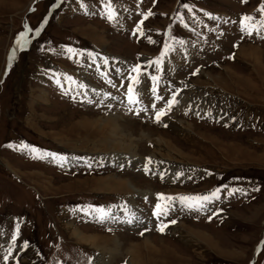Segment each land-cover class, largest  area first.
<instances>
[{
	"label": "rangeland",
	"instance_id": "rangeland-1",
	"mask_svg": "<svg viewBox=\"0 0 264 264\" xmlns=\"http://www.w3.org/2000/svg\"><path fill=\"white\" fill-rule=\"evenodd\" d=\"M101 5L0 0V264L17 225V245L29 243L14 253L18 264H264V27L249 36L240 25L245 15L260 23L264 0H112V22ZM149 9L154 15L143 35L134 36ZM25 26L21 49L16 41ZM176 38L186 43L175 44L163 70L147 68L165 40L172 45ZM138 63L147 71L132 107L124 98ZM149 73L160 78L159 102ZM176 90L179 103L155 122L151 105L158 110ZM107 117L127 129L113 133ZM32 147L69 163L34 159ZM116 178L129 179L136 192L123 183L113 192ZM217 189L220 198L200 211L157 200ZM158 202L168 208L156 219ZM97 207L110 209L112 218L99 222ZM65 219L78 229L71 237ZM79 233L99 238L88 244Z\"/></svg>",
	"mask_w": 264,
	"mask_h": 264
},
{
	"label": "snow or ice",
	"instance_id": "snow-or-ice-1",
	"mask_svg": "<svg viewBox=\"0 0 264 264\" xmlns=\"http://www.w3.org/2000/svg\"><path fill=\"white\" fill-rule=\"evenodd\" d=\"M64 2H65V0H59V2H57V0H53V3L55 5V7H57V8L62 6ZM111 4H112V0H107V3H105L104 0H102L101 6L106 9V11L103 13V16L109 22H112L115 18V15H116L115 9H113L111 7ZM182 7H183V9L187 10V12H189V13L193 12V9L190 7V5L188 3H184L182 5ZM260 13H261V20H260L259 24L253 23L254 18L251 16H247V15L242 16L240 19L241 31L242 32L246 31L247 35H249V36L253 35V32H256L257 34H259L260 28L264 27V6H261ZM151 15H154V13L151 11V9H149L148 12H146L142 15V19L139 20L136 24V30L133 31V33H132L134 36L137 35V32H139L140 35H143L142 28H143L144 22ZM205 15L208 16L209 19H216V17H213L211 14L205 13ZM178 18L180 21L183 22V27H185V28L189 27L187 22L184 21V14L183 13H179ZM245 22H248L247 25ZM27 31H28V28H27V26H25V31H22L21 33L18 34L16 44L21 49H23L28 43V40L26 39ZM35 31H36V34L38 35L39 31H40V27L38 26V28ZM149 43H155V41L151 40V38L149 37ZM176 43L183 46L186 43V41H184L183 39L176 38L174 40V43L172 45H170L168 40H165V42L163 43V46H162V50L159 53V56L156 59L149 61L147 68H155L156 71H158V72L162 71L163 70V64L165 62V58L167 56H170L171 53L176 50V47H175ZM66 51L69 53H72L73 49L69 47L66 49ZM14 54H15V51L13 52V56H14ZM87 55L92 57V53H88ZM12 58L13 57H9L10 63H11ZM92 59H93V61H95L96 57H92ZM103 63L105 65H107L108 61L106 59H104ZM146 71H147V69L139 63L130 69V72L128 74V85H127L126 95L124 98L125 102L129 106L135 107L139 104V98H138L139 97V84H140L139 77L142 74H144ZM198 71L199 70L197 69L196 72H193L192 74L195 75L198 73ZM149 76H150L151 81L153 82L152 88H151V93L153 94L154 101L159 102V101L163 100V97L158 94L157 82L160 78L157 75H152L150 73H149ZM57 83L59 84V80H57ZM121 87H123V84H121ZM78 88L86 90V86L82 85V84L78 85ZM101 95L103 96L104 100L111 99V97L107 93H103ZM178 95H179V90L173 91L171 93L170 98L165 101L164 106L160 107L158 110H156V103L155 102L151 105V107L154 111L153 120L155 122H157V123L161 122L162 117L167 115V112L170 111L177 103H179ZM88 102L91 103L92 101L88 100ZM108 106L111 107L110 104ZM130 110H131V108H130ZM141 111H143V110H137L135 112V114L137 116H139L141 114ZM25 147H27V146H25ZM30 153L33 154L34 159L51 158V160L57 162L60 166H64L65 164L69 163L68 158L64 155H58L56 153H52L49 151L41 152V150H39L35 147H32L30 149ZM37 153H39V155H36ZM150 163H151L150 158H147V163L145 164L146 174L149 171L148 165ZM88 166L91 167V164H88ZM121 167H123V166H121ZM178 175H180V174H178ZM161 178H163V173H161ZM254 190H259V189H254ZM218 191H220V189H217L216 191H213L210 194L195 195V196H181V197H167V196H164L163 194H157V200L159 201L161 198H163L165 201L179 200L181 202V204L186 206L188 209H190V210L195 209L197 211H200V210L204 209L207 204L212 203L214 200H218L220 198L217 195ZM236 191L243 192V190H241V189H232L230 194H232ZM167 208H168L167 204H161L158 202L155 205L154 210L152 212L153 217L156 219H159L161 216H166L167 215ZM122 210H124V209H122ZM95 211L98 212L99 215L97 217H94V218L98 219L99 222H101V223L112 218V212L110 209H105L103 207H97L95 209ZM87 214H90V213H87ZM134 220H135V218L133 217L132 219H128L126 221V223L133 224ZM169 223H175V221H170ZM168 226L169 225L167 223L157 224V230L163 232ZM18 235H19V225H17L16 229H14V231H13V234L11 236V242L6 245L7 246V252L3 255L4 264H8V261L10 260V258L16 259V264H18V259L16 256H14V253L18 252V251H23L24 249L29 247V243L27 241H25L22 245H17L16 241L18 239ZM141 235H143V233H141Z\"/></svg>",
	"mask_w": 264,
	"mask_h": 264
},
{
	"label": "bare ground",
	"instance_id": "bare-ground-1",
	"mask_svg": "<svg viewBox=\"0 0 264 264\" xmlns=\"http://www.w3.org/2000/svg\"><path fill=\"white\" fill-rule=\"evenodd\" d=\"M256 48H257V47H255L254 49H256ZM254 49H253V51H252L251 53H252L253 55L258 56V54L255 53ZM240 50H242V48H241ZM240 52H241L240 54L244 55L242 51H240ZM242 55H241V56H242ZM243 57H244V56H243ZM248 57H252V56H249V55H248ZM92 86H93V85H92ZM229 96H230V95H229ZM189 107H190V106H189ZM104 121H105V122H109V126L111 127V130H112L113 133L116 132L117 130H118V131H119V130L124 131V129H127V124H126V123H124V125L122 124V125H121L122 127L120 126V123L118 122V118H117V117H113V118H112V117H107V118L104 119ZM181 122H183V121H181ZM98 125H99V124H98ZM174 127L177 128L178 126H174ZM123 128H124V129H123ZM126 133H127V132H126ZM146 134H148V135H147L148 138H150L151 136H153V135H151V133H149V131L146 132ZM129 135H130V134H129ZM129 135H128V137H130ZM111 138H112V137H111ZM144 138H145V137H144ZM147 141H148V140H147ZM126 142H127V141H126ZM156 143H157V142H156ZM128 144H129V143H128ZM112 147H114V146H112ZM154 147H155V146H154ZM116 148H117V147H116ZM116 148H115V149H116ZM119 148H121V147H119ZM125 148H126V147H125ZM125 148H124V149H125ZM126 149H127V148H126ZM127 151H130V153L133 155V154L135 153V147H134V151H133L132 146H131V148H130L129 150H127ZM158 169H159V168H158ZM161 169H162V167H161ZM161 169H160V170H161ZM169 170H170V169H169ZM154 171H156V170H154ZM19 172H20V171H19ZM156 172H157L158 174H161V173H162V172H160L159 170H157ZM175 174H176V173H175ZM39 175H40V174H39ZM173 175H174V174H173ZM173 175H172V176H173ZM40 176H41V175H40ZM41 177H42V176H41ZM106 177H107V176H106ZM107 179H108V178H107ZM45 180H47V179H45ZM103 180H104V179H103ZM122 181H125V182H122ZM99 182H100V181H99ZM107 182H108V181H107ZM107 182H106V183H107ZM97 183H98V182H97ZM100 183H101V182H100ZM104 183H105V182H104ZM104 183H103V184H104ZM122 183L125 184V185H124L125 188H129L130 190H133L134 192H136V191H135V190H136V187H134V185H132L133 183L131 184V183L129 182V179H123V180H122V179H118V178L114 179L113 182L110 183L111 188L114 190V191H113V190H112V191L115 192V190H117L118 188H122ZM98 184H99V183H98ZM101 185H102V184H101ZM101 185H99V186H100L102 189H106V188H108V187H105L104 185H103V186H101ZM118 185H119L120 187H117ZM43 186H44V185H43ZM142 187H143V186H142ZM138 188H140V187H138ZM150 188H151V187H150ZM109 189H110V188H109ZM146 189H147V188H146ZM148 189H149V188H148ZM121 190H123V189H121ZM140 190H141V188H140ZM137 191H138V190H137ZM148 191H150V190H148ZM110 192H111V191H110ZM113 192H112V193H113ZM117 192H118V190H117ZM126 192H127V191H126ZM145 192H147V191H145ZM145 192H144V193H145ZM119 193H120V190H119ZM60 214H61V213H60ZM62 218H63V217H62ZM64 218H65V216H64ZM64 218H63V219H64ZM65 220H66V219H65ZM66 221H67V220H66ZM68 222L70 223V221H67V222H66V223H67V224H66V227L68 228V229L66 228V232H67V230H68V232H69L68 235L71 237V233H74V232L76 231L77 227H76V229L72 228V226L69 225ZM64 224H65V223H64ZM61 225L64 227V225L62 224V222H61ZM73 226H74V225H73ZM80 227H81V226H80ZM77 230H78V229H77ZM82 231H83V230H82ZM82 231H81V233H82ZM76 232H77V231H76ZM201 233H202V232H201ZM75 234H76V233H75ZM79 234H80V233H79ZM198 234H199V233H198ZM202 234L204 235V233H202ZM73 236H74V235H73ZM78 236H80L79 238L85 240V242L88 243V244H89L90 242L94 244L95 241L99 238V237L97 238V235H95V237H93V238L90 237V238H91V239H90L91 241H89V239L84 238L85 236L83 237L81 234L78 235ZM78 236H77V237H78ZM206 236H207V235H206ZM117 237H118V236H116V238H117ZM96 238H97V239H96ZM145 239L148 240L147 237H146ZM118 242H119V241L116 240V243H118ZM145 242H146V241H145ZM78 243H79V242H78ZM84 244H85V243H84ZM88 244H85V245L88 246ZM114 245H116V244L114 243ZM150 245H151V244H150ZM89 246H90V245H89ZM119 246H120V244H119ZM114 247H115V246H114ZM114 247H113V248H114ZM129 247H130V246H129ZM134 248H135V247H134ZM131 249H133V248H131ZM132 251L135 252L134 249H133V250H129V252H132ZM131 259H132V258H131ZM134 259H135V258H134Z\"/></svg>",
	"mask_w": 264,
	"mask_h": 264
},
{
	"label": "crops",
	"instance_id": "crops-1",
	"mask_svg": "<svg viewBox=\"0 0 264 264\" xmlns=\"http://www.w3.org/2000/svg\"><path fill=\"white\" fill-rule=\"evenodd\" d=\"M208 209H209V207H208Z\"/></svg>",
	"mask_w": 264,
	"mask_h": 264
}]
</instances>
